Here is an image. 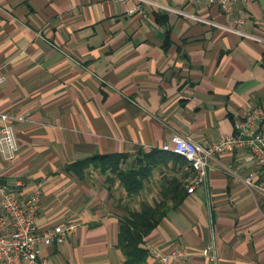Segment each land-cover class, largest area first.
<instances>
[{
  "label": "crops",
  "instance_id": "0c3cea01",
  "mask_svg": "<svg viewBox=\"0 0 264 264\" xmlns=\"http://www.w3.org/2000/svg\"><path fill=\"white\" fill-rule=\"evenodd\" d=\"M0 74V114L17 139L13 153L0 147V180L21 198L41 185L39 232L75 226L64 242L40 245L50 264H124L120 218L161 200L168 209L145 238L146 264L176 247L188 253L182 264H264V177L247 147L215 155L192 192L195 171L173 152L156 156L132 197L110 172L79 163L123 153L143 168L173 134L205 145L264 106V0L228 9L209 0H0ZM250 172L256 188L245 184ZM172 179L186 188L177 206L162 195Z\"/></svg>",
  "mask_w": 264,
  "mask_h": 264
},
{
  "label": "built area",
  "instance_id": "2783aa9c",
  "mask_svg": "<svg viewBox=\"0 0 264 264\" xmlns=\"http://www.w3.org/2000/svg\"><path fill=\"white\" fill-rule=\"evenodd\" d=\"M148 1V0H145ZM199 5L204 0H190ZM220 4L223 8H230L231 4L240 1L247 4L250 0H209ZM167 10H172L187 17L216 24L218 27L244 35L239 28L217 24L200 16L190 14L179 8L156 4ZM243 23V17L238 19ZM263 41V40H261ZM4 77L0 74V83ZM3 124L0 128L1 150L13 153L17 149V139L14 129L8 123L9 115L0 114ZM22 119V116H17ZM248 148L252 159L259 165L264 177V106H256L249 110L243 118L234 120V130L218 140L200 145L191 138L180 134H173L168 143L160 149L173 152L182 156L189 168L195 171V175L188 186V192H192L197 184L203 182L207 167L215 155L237 149ZM4 148V149H3ZM255 172H250L244 179L247 187L256 188ZM42 188L40 184L34 185L21 198L6 182L0 180V264H50L49 260L40 255V245L62 243L74 233L75 226L56 225L39 232L37 227L38 211ZM210 245L206 246L203 255L208 261H212ZM161 264H182L188 259L187 251L182 247H176L169 253L159 255Z\"/></svg>",
  "mask_w": 264,
  "mask_h": 264
},
{
  "label": "trees",
  "instance_id": "16d2710c",
  "mask_svg": "<svg viewBox=\"0 0 264 264\" xmlns=\"http://www.w3.org/2000/svg\"><path fill=\"white\" fill-rule=\"evenodd\" d=\"M162 150H154L151 154H147L146 166L136 168L133 162L127 160V154H111L107 156H94L80 164L94 163L100 166L102 171L110 172L112 177H117L124 188L127 195L132 197L143 188V178L149 174L151 165H154L156 156L162 155ZM173 153H165L162 157L164 160L170 159ZM142 159L139 161V163ZM123 164H128L123 168ZM143 164V163H141ZM180 195H177V192ZM186 188L176 179H172L168 184L163 186L162 195L172 199V204L177 206L182 198ZM167 202L161 200L153 205L144 202L141 209H127L125 214L120 218V226L118 232V246L126 257L124 264H146L149 255L148 249L145 247V238L151 231L157 227L167 213Z\"/></svg>",
  "mask_w": 264,
  "mask_h": 264
}]
</instances>
